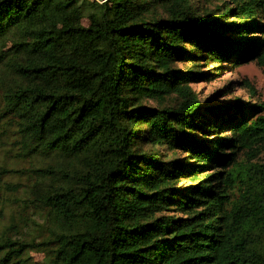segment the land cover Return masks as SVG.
I'll return each instance as SVG.
<instances>
[{
  "label": "trees",
  "instance_id": "1",
  "mask_svg": "<svg viewBox=\"0 0 264 264\" xmlns=\"http://www.w3.org/2000/svg\"><path fill=\"white\" fill-rule=\"evenodd\" d=\"M236 1L227 22L189 0H0V68L14 74L0 118L17 119L24 155L58 163L32 169L44 179L29 200L47 218L41 240L5 228L4 176L19 169L0 168V264H264V102L205 106L190 83L208 73L174 67L195 60L185 42L264 67V0ZM173 93L174 106L139 104ZM219 127L230 136L194 138ZM138 138L197 163L160 161Z\"/></svg>",
  "mask_w": 264,
  "mask_h": 264
},
{
  "label": "rangeland",
  "instance_id": "2",
  "mask_svg": "<svg viewBox=\"0 0 264 264\" xmlns=\"http://www.w3.org/2000/svg\"><path fill=\"white\" fill-rule=\"evenodd\" d=\"M236 0H189L190 6L196 14H205L210 19L219 18L231 22L234 20V14L222 16L224 11L229 8H234ZM151 11L148 13L149 18L157 19L163 16L164 8L162 6H151ZM252 20L251 17L241 18L242 23H247ZM256 20L264 24V14L260 11ZM84 24H89L87 18ZM227 36L232 39L242 40L244 36L235 35V33L226 32ZM261 37V33L253 32L247 37ZM247 39V38H244ZM184 50L189 53V56L195 55L194 61L180 60L174 64L177 71L193 70L196 72L208 73V77L199 81L191 82L190 86L198 95V98L205 106L213 105H228L236 103L238 99L249 105H255L264 102V67L257 60L249 59L248 61L236 63L231 59L224 58L222 62L212 60L208 55V51L199 50L195 44L185 42L182 44ZM14 74L11 70L0 68V113L4 109L5 92L13 86ZM250 86L248 85V83ZM179 102L176 94L168 96L164 101L142 97L139 104L148 108H165L174 106ZM140 134L145 131V125L139 126ZM218 133L215 131L204 132L195 131L194 138L199 141L216 140L218 138H226L230 136V131H225L219 127ZM144 130V131H142ZM138 146H141L144 152L156 153L160 161L177 160L183 163H197L194 159L187 156L189 153L183 149H169L166 144H146L145 141H139ZM213 145V142H209ZM21 133L17 119L6 115L0 118V168H17L18 173L4 176V206L7 217L4 221L9 234L13 238H34L41 240L42 235L46 233L42 226H46L47 218L42 212L37 211L30 199L34 198L33 192L41 190L44 185V179L38 177L32 169L55 165V159L50 156H27L21 149ZM245 158L242 154L240 159ZM258 161H264V152L261 153ZM214 167L208 168V172L212 173ZM192 178L181 176L176 185L186 187L192 184ZM16 186V187H15ZM19 230V232H17ZM30 255L36 261H43L44 253L31 251Z\"/></svg>",
  "mask_w": 264,
  "mask_h": 264
},
{
  "label": "built area",
  "instance_id": "3",
  "mask_svg": "<svg viewBox=\"0 0 264 264\" xmlns=\"http://www.w3.org/2000/svg\"><path fill=\"white\" fill-rule=\"evenodd\" d=\"M98 1H100V2H104V1H106V0H98Z\"/></svg>",
  "mask_w": 264,
  "mask_h": 264
}]
</instances>
